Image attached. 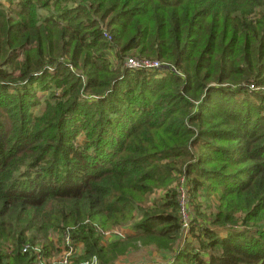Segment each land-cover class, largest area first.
<instances>
[{
  "label": "trees",
  "instance_id": "trees-1",
  "mask_svg": "<svg viewBox=\"0 0 264 264\" xmlns=\"http://www.w3.org/2000/svg\"><path fill=\"white\" fill-rule=\"evenodd\" d=\"M56 237L264 264V0H0V264Z\"/></svg>",
  "mask_w": 264,
  "mask_h": 264
},
{
  "label": "rangeland",
  "instance_id": "rangeland-1",
  "mask_svg": "<svg viewBox=\"0 0 264 264\" xmlns=\"http://www.w3.org/2000/svg\"><path fill=\"white\" fill-rule=\"evenodd\" d=\"M40 12H44V10L39 9ZM102 28L104 29L103 33H106L109 35L108 29L106 27H104V25H102ZM104 37V36H103ZM105 39V38H104ZM106 40V39H105ZM134 57L135 55H132L131 53H124L123 54V58L125 57ZM116 58L114 56H110V60L112 62H115ZM123 62V60H121ZM123 65V63L121 64ZM82 136V135H81ZM81 136L77 137V140H81ZM83 137V136H82ZM183 197L182 201H180V197ZM184 194L180 195L179 194V212L181 213H185V209H186V204H185V200H184ZM202 201V205L201 206H206L204 210H206V212L209 211L208 208V203H211L212 205H215L216 200L215 199H205V198H201ZM237 223L240 224L241 223V219L237 220ZM117 233L118 232H114ZM108 234H112L111 232H108ZM54 237L55 240V236L52 235ZM56 238H60L59 241H55L54 243V247L55 249H53L51 251V253L49 254V256L46 258V264H63V262L65 260H69V257H71L72 259L75 258V252L78 250V247L75 250H69V249H65L64 247V243H63V238L62 237H56ZM62 238V240H61ZM37 246V245H35ZM164 253L162 251L156 250L152 247H148V246H141L139 244H135L134 248H131L129 250H127L126 252H124L123 254L118 255L115 259H113L111 262V264H148V263H152V262H163L166 261L170 255L168 254V258H163L162 255ZM93 262H95V264H99L98 261L96 259H92Z\"/></svg>",
  "mask_w": 264,
  "mask_h": 264
},
{
  "label": "built area",
  "instance_id": "built-area-1",
  "mask_svg": "<svg viewBox=\"0 0 264 264\" xmlns=\"http://www.w3.org/2000/svg\"><path fill=\"white\" fill-rule=\"evenodd\" d=\"M103 36L105 37L106 40H110V36L106 33H103ZM123 67L132 69V70H137V69H143V70H153V69H158L162 67H166L161 61L158 59H149V58H144V57H137V56H130V57H125L123 58ZM180 195H183V191L180 189L179 192ZM183 197H180V201H182ZM180 206V204H179ZM180 209V208H179ZM186 212V209H185ZM180 213V212H179ZM180 219H181V229L182 232L185 234L187 229H188V215L187 212L181 213L180 214ZM65 243L68 244V239L65 237ZM71 250V248H69ZM94 259V258H92ZM92 259L86 260V261H81V262H72V259L69 257V260H65L63 264H95Z\"/></svg>",
  "mask_w": 264,
  "mask_h": 264
}]
</instances>
